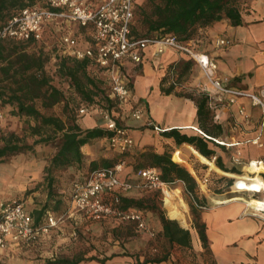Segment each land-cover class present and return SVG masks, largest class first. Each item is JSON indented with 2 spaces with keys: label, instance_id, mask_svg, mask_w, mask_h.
<instances>
[{
  "label": "crops",
  "instance_id": "1",
  "mask_svg": "<svg viewBox=\"0 0 264 264\" xmlns=\"http://www.w3.org/2000/svg\"><path fill=\"white\" fill-rule=\"evenodd\" d=\"M243 5L247 12L242 15L240 26H231L223 19L200 29L196 40L190 44L215 62L216 76L226 78L228 87L256 93L264 86V81L260 82L258 78V69L261 68L259 70L262 73L264 71V1L247 0ZM82 31L74 23L54 19L45 23L42 40L53 39V43L62 50L61 38L68 35L77 41L78 47L85 48L90 45V38L89 42H85ZM217 39H227L230 45L217 47ZM121 73L128 88V99L123 103L117 102L110 115L118 126L127 129L133 139V147L126 155H121L110 147L108 139L93 140L81 148L85 162L113 160L114 165L122 156L119 161H123L124 166L117 178L121 182L130 183L131 188L126 192L107 193L105 201H110L114 194H118L120 197L154 202L163 210L167 219L176 221L181 229L189 233L190 245H170L165 241L159 236L161 225L157 214L148 210L127 209L141 216L143 222L153 230V237L138 230L133 223H124L115 218L91 221L71 207L69 188L65 192L59 191L63 194L57 198L61 201L60 206L63 205L62 209L57 212L46 211L40 216L42 224L48 214L66 215L57 228L41 237V244H45L49 236L57 240L52 247L55 251L50 256L47 257L48 253L42 250L46 254L44 258H57L55 254L60 251L58 246L68 240L69 243L64 246L72 244L76 247L81 242L85 246L92 244L86 251L77 249L73 254L61 256L82 255L96 259L81 264H264V207L253 205H264V200L259 199L261 193H253L245 182L254 162H264L261 156L253 157L250 152L251 147H262L264 143V123L258 108L251 106L244 97L228 104L227 96L219 95L206 83L200 68L185 53L170 48L159 52L157 46L148 45L142 51L140 63L135 64L130 59L121 63ZM163 78L166 80L162 83ZM170 85L173 86L172 90L165 93L164 90ZM201 96L206 97L208 103L213 100L215 102L213 109L207 104L208 117L199 121L195 101ZM134 109L141 111L139 120L131 115ZM240 109H243V114L239 113ZM244 115L248 118H244ZM82 117L80 125L85 129L104 127V120L97 109L86 110ZM214 126H218L219 130ZM172 129L187 136L202 137L207 150L212 151L213 155L206 158L187 143L176 145L173 138L162 134ZM146 150L157 154L168 151L172 160L177 153L179 161L176 162L194 179L195 198L186 190L183 182L176 180L168 184L175 202H182L185 206L186 211L179 207L185 225L179 219L168 216L164 198L158 191L140 186L136 176L135 156ZM50 153L45 149L37 151L31 163H34L36 169L41 168L42 172ZM234 158H238L240 163H234ZM216 161L226 169H241L242 173L238 175L222 171ZM260 168V178L264 179V168L262 165ZM38 177L33 179L37 181L40 179ZM228 180H232L231 185L227 184ZM256 186L252 185V189H256ZM219 190L220 193L215 192ZM38 196L32 194L22 202L27 212L39 211L43 207L46 195L43 193ZM201 202H204L205 207L199 206ZM189 203L197 209L199 222L205 228L207 251L203 249L193 226ZM23 245L10 243L0 254L15 253ZM162 257L165 260L161 262H149ZM104 258L107 259L101 263L99 260Z\"/></svg>",
  "mask_w": 264,
  "mask_h": 264
},
{
  "label": "trees",
  "instance_id": "2",
  "mask_svg": "<svg viewBox=\"0 0 264 264\" xmlns=\"http://www.w3.org/2000/svg\"><path fill=\"white\" fill-rule=\"evenodd\" d=\"M246 1L134 0L131 36L133 39H160L172 36L183 44H189L196 40L200 29L223 19L231 26H240L242 15L246 13L243 5ZM45 2V0H0V27L23 9L45 7ZM42 42V38L39 41L0 40V111L8 109L13 117L25 119L27 122L32 121L33 124L28 128L31 136L36 137L31 144H28L14 133L1 135L0 164L19 154L35 153L37 145L49 146L53 150L42 169L43 180L36 185L40 186L46 195L44 205L39 211H28L34 226L41 225V214H45L46 211L57 212L60 209L61 201L57 199L63 195L60 190L65 192L74 183L83 184L90 172L113 165V160L91 161L86 164L81 148L93 140L108 139L111 132L105 127L86 129L81 127L78 113L82 108L105 109L110 113L117 103L110 96L109 76L105 69L95 65L90 59L79 60L72 55L62 53L61 47L56 44L50 51L53 53L55 67L50 73L47 64L51 56L49 52L44 51ZM191 46L193 47L192 44ZM193 49L197 50L196 47ZM55 78L66 82L67 91L56 85ZM165 80L166 78H163L161 82ZM172 88L173 86L170 85L164 92L169 93ZM195 102L197 119L199 121L207 119L208 99L201 96ZM57 104H61L60 116L46 114L47 110ZM214 127L219 130L218 126ZM162 134L173 138L176 145L187 143L193 146L206 158L213 155L212 151L207 150L202 137L187 136L173 129ZM127 152L121 155H126ZM122 158L119 157L117 161ZM173 160L168 151L157 154L146 150L135 156V169L154 167L158 170L161 181L167 184L176 180L181 181L195 198L194 179L182 165ZM216 165L225 172L238 175L242 173L241 169L235 167L224 168L219 161H216ZM227 184L231 185L232 180H228ZM35 190L36 187L26 193ZM215 192L220 193V190ZM119 206L123 210L139 209L156 213L161 225L159 236L170 245L189 247V233L181 229L176 221L167 219L163 210L154 202L120 197ZM199 206L205 207L204 202ZM189 209L193 216V226L203 249L207 251L208 241L205 228L199 222V213L191 203ZM32 215L37 217L33 218ZM106 259L99 261L103 263ZM91 260L96 259L93 256L85 258L82 255H75L46 258L42 264H81ZM163 260L165 257L149 262L158 263Z\"/></svg>",
  "mask_w": 264,
  "mask_h": 264
},
{
  "label": "built area",
  "instance_id": "3",
  "mask_svg": "<svg viewBox=\"0 0 264 264\" xmlns=\"http://www.w3.org/2000/svg\"><path fill=\"white\" fill-rule=\"evenodd\" d=\"M45 7H28L18 15L8 20L0 27V40L13 39L26 41L33 39L41 40L43 27L46 22L60 19L74 23L80 29L87 32L90 45L85 48L77 46V41L65 35L61 38L62 52L72 55L76 59H90L98 67L105 69L109 76L110 96L118 103L128 99V88L123 82L121 63L130 59L135 64L141 62L142 51L148 45H155L161 52L164 48H170L185 53L202 71L206 83L219 95L227 96V103L233 104L239 97L247 98L253 107H257L261 120L264 123V86L256 93H246L226 85V78L216 76L217 65L205 53L193 49L191 44H183L175 37L167 36L160 39H133L131 36V24L133 21L134 0H45ZM217 47L229 46L227 39H217ZM205 91V89H204ZM216 101H221L217 99ZM214 102L209 101L208 107L213 109ZM86 109L79 110L83 115ZM104 120V127L111 132L108 138L112 149L123 153L133 147V139L127 129L116 124L110 113L105 109L99 110ZM243 114V109L239 110ZM132 117L136 120L141 118L140 109H134ZM244 118H248L244 115ZM3 113L0 111V123ZM234 163L239 164L238 158ZM254 166L261 167V161H255ZM124 166L123 161L114 165L90 172L83 184L74 183L70 187L71 207L94 222L105 221L115 218L124 223H133L135 227L147 233L150 237L154 232L141 219V216L130 210L120 208V196L114 194L110 201H105L107 193L115 191L126 192L131 188L128 182H121L117 174ZM251 166V165H250ZM260 170L250 168L249 176L245 177L246 186L253 193H261L264 197V179ZM140 180V186L148 190L158 191L162 197L169 190L168 184L161 181L155 168H142L136 171ZM244 178V177H243ZM257 185L252 189V185ZM0 252L4 251L8 244H31L47 235L50 230L57 228L65 219L64 214L54 216L48 214L44 222L34 226L24 204L20 201H11L0 204Z\"/></svg>",
  "mask_w": 264,
  "mask_h": 264
},
{
  "label": "rangeland",
  "instance_id": "4",
  "mask_svg": "<svg viewBox=\"0 0 264 264\" xmlns=\"http://www.w3.org/2000/svg\"><path fill=\"white\" fill-rule=\"evenodd\" d=\"M246 8V7H245ZM247 12V11H246ZM82 39L85 42H89V36L87 35L86 31H82ZM55 36V35H54ZM53 38V37H52ZM53 39L45 38V40L42 42V47L44 51L49 52L54 47ZM245 48H247L245 44ZM50 61L47 64V70L50 71V73L53 72L54 67V60H53V53H50ZM261 69V68H259ZM258 69L259 74V81H264V71L262 73V70ZM258 81V82H259ZM56 85L61 87L63 90L67 91V84L65 81L61 79L55 78ZM39 105V104H38ZM93 109H88V111ZM100 110V109H97ZM3 119L0 124V136L1 135H9L10 133H14L18 137H20L24 142L31 144L34 139H36L35 136H31L29 125H32L33 122L17 117H13L10 115L9 110H3ZM46 114H52L56 116L61 115V104H57L53 106L51 109L46 111ZM82 115L78 113V121L81 123ZM29 123V124H28ZM49 150L51 151V154L53 153V150L49 146L45 145H37L35 147V153L39 150ZM250 152L253 157L261 156L262 159H264V143L262 147L253 146L250 149ZM35 153H27V154H19L12 158H9L7 161L0 164V204H6L7 202L15 201L16 199L19 201L24 202L26 198L31 197L32 194H35L37 197L38 195L43 194V189L40 186H36L43 180V173L41 172V168L38 167L36 169V166H34V163H31V160L35 159ZM49 156V157H50ZM48 157V158H49ZM173 159L175 161H179V158H177V153L173 155ZM16 163V165H14ZM31 163V164H30ZM261 165L264 168V162ZM254 170H261L258 166H253ZM39 180H35L33 178ZM26 182L31 184H26ZM36 187V190L31 193H26V191L33 189ZM162 196V195H161ZM70 197V194L69 196ZM41 199V198H40ZM260 200H264V197L262 195H259ZM63 207V205H62ZM62 207H60L62 209ZM25 208V207H24ZM1 209V205H0ZM58 239H61L59 237ZM81 239V237H79ZM47 242L45 244H41L42 238L37 240L35 243L31 244H25L22 247L18 249L15 253H3L0 254V264H42L43 261L46 259L45 253H42V250L44 249L46 251L47 257L52 254L55 250H52V247L55 246V242L57 240L54 239V237L49 236V238L46 237ZM69 243V241H65L63 244H60L58 248L60 249L57 255L58 257L65 256L68 254H73L77 251V249H85L87 250L88 247H90L92 244L90 243V246H85L84 242L76 247L71 246H64V244ZM89 243V242H88ZM41 249V250H40ZM79 250V251H81ZM44 251V252H45ZM62 253V254H61Z\"/></svg>",
  "mask_w": 264,
  "mask_h": 264
},
{
  "label": "bare ground",
  "instance_id": "5",
  "mask_svg": "<svg viewBox=\"0 0 264 264\" xmlns=\"http://www.w3.org/2000/svg\"><path fill=\"white\" fill-rule=\"evenodd\" d=\"M177 158H179L178 155H177ZM163 198H164L163 201H164V205L167 209L168 216L171 218H174V219H179V221H181V223L183 225H185V219H184L183 213L181 211H179V207H182L183 211H186L184 204L182 202H175L174 195L169 190L165 191V195ZM216 200H217V198H216ZM236 200H238V199H236ZM228 201H230V200H228ZM257 204L255 203L253 205L256 207H261V208L264 207V205H261V204L257 205Z\"/></svg>",
  "mask_w": 264,
  "mask_h": 264
}]
</instances>
